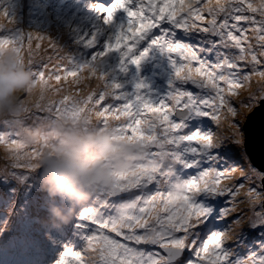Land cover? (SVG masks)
Segmentation results:
<instances>
[{"label":"snow or ice","instance_id":"obj_1","mask_svg":"<svg viewBox=\"0 0 264 264\" xmlns=\"http://www.w3.org/2000/svg\"><path fill=\"white\" fill-rule=\"evenodd\" d=\"M94 9L106 38L98 46L94 33L86 47L99 50L80 64L48 36L13 32L0 10V45L31 61L34 80L88 87L96 110L145 149L139 175L78 211L85 245H66L54 264H264V241L246 255L228 246L242 225L264 227V0H109ZM153 47L172 70L158 98L119 79ZM112 55L118 64L106 70ZM59 110L37 101L25 117L0 120V178L22 183L39 171L17 125L50 127ZM258 112L259 161L248 132Z\"/></svg>","mask_w":264,"mask_h":264},{"label":"rangeland","instance_id":"obj_2","mask_svg":"<svg viewBox=\"0 0 264 264\" xmlns=\"http://www.w3.org/2000/svg\"><path fill=\"white\" fill-rule=\"evenodd\" d=\"M96 3L99 2L0 0V10H6L12 19L13 32L48 36L80 64L99 50L98 47L90 48V51L80 49L86 46V41L92 36L88 35L86 39L87 34H100V37L97 35L98 46H102L106 38V30L100 31L101 21L94 9ZM85 8H91V12L87 13ZM64 36L68 39L64 40ZM45 45L46 41H41L42 48ZM7 63L14 65L5 70L3 65ZM30 64L31 61L15 47L0 45V76L8 78V86L0 90V120L25 117L26 110L37 101L44 107L59 103L60 110L50 127L41 125L25 128L17 125L21 138L36 149L28 155L34 160L33 171H39L22 183L12 178H0V264H54L66 245L74 250L83 248V237L78 234L76 226L72 227L76 225L78 211L98 190L109 189L106 184L112 188L119 180L131 182L139 175L140 170L136 165L145 151L136 133L125 135L115 126V117L105 116L96 110L91 103V90L88 87L76 90L72 82L57 87L58 81L34 80ZM117 64L118 57L112 55L106 58L105 68H114ZM171 71L167 56L153 47L138 67L130 66L127 73L119 74V79L127 89L142 82L147 85L146 91L158 98L168 89ZM68 79L71 80V77ZM250 91L242 92L241 95ZM25 92L28 96L22 101L20 97ZM239 139L242 141V135ZM71 159L87 162L89 174L95 169L101 173L93 171L90 174L97 178L92 179L94 186L89 190L85 189V183L82 184L81 191L85 193L82 198L69 200L60 195V202L50 200L57 194L51 190L49 182L53 166ZM45 176L48 179L43 182ZM54 209L59 210V215ZM41 210L47 212L45 223L55 228L35 224L34 220ZM65 218L69 221L65 222ZM5 222L6 228L3 227ZM3 237L8 238L12 246L4 247V243H1ZM262 241L264 227L245 224L241 226L236 240L229 241L228 246L240 255H246ZM12 247L13 252L9 254ZM32 257L38 260L32 263ZM4 258H7L6 263Z\"/></svg>","mask_w":264,"mask_h":264},{"label":"clouds","instance_id":"obj_3","mask_svg":"<svg viewBox=\"0 0 264 264\" xmlns=\"http://www.w3.org/2000/svg\"><path fill=\"white\" fill-rule=\"evenodd\" d=\"M99 3L100 0H95ZM104 3H108L109 0H104ZM86 12H91V8H85ZM94 33L89 32L86 36V39L88 35H93ZM97 35L99 33H95ZM68 39V38H67ZM75 39V38H74ZM76 45H78L77 41H74ZM76 47V46H75ZM80 49H84L87 51H90V48L88 47H80ZM14 64L9 63L8 69H10ZM8 86V78L0 76V90H3L5 87ZM97 177H92L89 174V167L87 165V162L71 159L65 162L58 163L53 166L51 170V175L49 178V182L51 184V190L54 193L60 194L64 196L66 199H80L82 198L85 193L81 191V186L83 183H86L92 179H95ZM56 211L57 215H59V210L54 209Z\"/></svg>","mask_w":264,"mask_h":264},{"label":"trees","instance_id":"obj_4","mask_svg":"<svg viewBox=\"0 0 264 264\" xmlns=\"http://www.w3.org/2000/svg\"><path fill=\"white\" fill-rule=\"evenodd\" d=\"M65 39L67 40V36H64V40H65ZM3 68H4L5 70H8V69H7V68H8V63L5 64V65H3ZM244 95H247V94H243V95H241V98H243ZM249 111H251V107H249V108H242V109H241V114H240V116L238 117L240 120L242 119L241 122H243L244 117L247 115V113H248ZM101 156H102V155H101ZM47 179H48L47 176H45V177L42 179V181H43V182H46ZM92 186H94V185L92 184L91 180L85 183V189H88V188H90V187H92ZM106 186H107L109 189H111L110 186H109V184H106ZM51 199L54 200L55 202H59L60 196H59V194H56V195L52 196ZM42 204H43V203H42ZM44 204H47V203H44ZM40 208H41V204L39 205L38 209L40 210ZM65 216H69V215L66 214ZM69 217H70L71 219H73L71 216H69ZM46 219H47V212H46L45 210H41L40 215H38V217L34 220V222H35V224L40 225V226H43V227L46 226V227H50V228H55V227L52 226L51 224H46V223H45V220H46ZM64 220H65V221H69L68 218H65ZM73 226H75V224H74ZM1 243H4V247H5L6 245H10V246H12L11 243H10V241H9V239L6 238V237H3V238H2V242H1ZM12 248H14V247H12ZM9 254H11V253L9 252Z\"/></svg>","mask_w":264,"mask_h":264},{"label":"water","instance_id":"obj_5","mask_svg":"<svg viewBox=\"0 0 264 264\" xmlns=\"http://www.w3.org/2000/svg\"><path fill=\"white\" fill-rule=\"evenodd\" d=\"M248 132L252 143L254 144V156L259 161V140L261 135V113L258 112L253 116L248 125Z\"/></svg>","mask_w":264,"mask_h":264},{"label":"bare ground","instance_id":"obj_6","mask_svg":"<svg viewBox=\"0 0 264 264\" xmlns=\"http://www.w3.org/2000/svg\"><path fill=\"white\" fill-rule=\"evenodd\" d=\"M72 227H74V226H72ZM13 249H14V248H11V249H10V253L13 252ZM6 261H7V258H4V262H5V263H6ZM44 263H45V262H44ZM44 263H43V264H44Z\"/></svg>","mask_w":264,"mask_h":264}]
</instances>
